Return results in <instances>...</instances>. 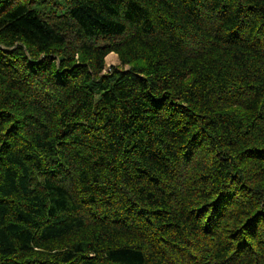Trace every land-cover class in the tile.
I'll list each match as a JSON object with an SVG mask.
<instances>
[{
    "label": "trees",
    "instance_id": "obj_1",
    "mask_svg": "<svg viewBox=\"0 0 264 264\" xmlns=\"http://www.w3.org/2000/svg\"><path fill=\"white\" fill-rule=\"evenodd\" d=\"M0 264H264V0H0Z\"/></svg>",
    "mask_w": 264,
    "mask_h": 264
},
{
    "label": "rangeland",
    "instance_id": "obj_2",
    "mask_svg": "<svg viewBox=\"0 0 264 264\" xmlns=\"http://www.w3.org/2000/svg\"><path fill=\"white\" fill-rule=\"evenodd\" d=\"M110 55H112L113 56V59H112V61L111 62H108V57L110 56ZM106 59H105V70H104V72H103V74L102 75H107V74H109V73H111L110 71H111V69H113V68H115V69H119V68H121V63H120V61H119V58H118V56L114 53V54H110Z\"/></svg>",
    "mask_w": 264,
    "mask_h": 264
},
{
    "label": "bare ground",
    "instance_id": "obj_3",
    "mask_svg": "<svg viewBox=\"0 0 264 264\" xmlns=\"http://www.w3.org/2000/svg\"><path fill=\"white\" fill-rule=\"evenodd\" d=\"M112 59H113V56H112V55H110V56L108 57V62H111V61H112Z\"/></svg>",
    "mask_w": 264,
    "mask_h": 264
}]
</instances>
